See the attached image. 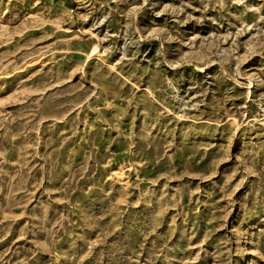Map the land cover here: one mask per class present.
Here are the masks:
<instances>
[{"label": "rangeland", "instance_id": "obj_1", "mask_svg": "<svg viewBox=\"0 0 264 264\" xmlns=\"http://www.w3.org/2000/svg\"><path fill=\"white\" fill-rule=\"evenodd\" d=\"M0 264H264V0H0Z\"/></svg>", "mask_w": 264, "mask_h": 264}]
</instances>
